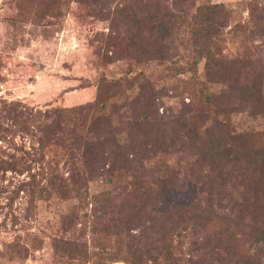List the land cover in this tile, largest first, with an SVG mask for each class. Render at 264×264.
<instances>
[{
  "label": "trees",
  "instance_id": "16d2710c",
  "mask_svg": "<svg viewBox=\"0 0 264 264\" xmlns=\"http://www.w3.org/2000/svg\"><path fill=\"white\" fill-rule=\"evenodd\" d=\"M92 11L95 16L108 17L116 26L118 39L112 40L124 44L125 56H132L135 61V74L130 79L128 76L105 78L104 86L98 83L101 89L95 101L75 104L72 108L63 101L51 104L44 116L52 120L38 123L39 146L27 151L28 157L24 156L20 162L0 158V175L5 176L8 171L30 174L29 180L13 190L10 204L22 192L29 193L25 212L28 220L35 219L39 204L49 202L54 194L62 201L79 202V206L93 204L92 247L70 238L77 234L78 207L62 203L56 209L50 233L54 264L119 261L210 264L209 254L216 253L218 264H243L252 261L251 256L244 257L239 252L243 242L257 250L252 256L253 264H264V205L254 208L261 213L259 219L247 220L253 210L248 200L254 199L255 194L264 195V129L238 132L231 121L212 114L205 123L198 124L192 115L196 102L193 99L186 102L177 88L173 93H165L178 98L179 111L170 107L161 112L164 101L153 90L159 87L156 76L189 73L191 80L201 79L207 87L208 91L201 92L207 108L215 111L236 105L240 112L252 108L255 118H264V40L253 39L248 43L251 37L264 39V10L259 12L257 29L248 34L250 28L240 24L235 30L247 36L239 47L243 48L240 58L248 62L240 72L236 88L229 87L232 59L214 51L226 42L223 33L231 17L224 14L222 3L101 0ZM180 46L186 50L184 54L179 53ZM250 89H259L261 93L258 96ZM129 92L135 95L128 96ZM20 105L0 102V140L3 142L9 141L10 129L6 122L13 120L19 125L21 117L26 115L22 128L29 131L31 121L35 120L31 119L32 112H23ZM136 107L143 110L138 120L142 126L134 129L132 123L138 118L134 114ZM156 126L161 129L160 135L158 130V135L154 132ZM95 144H100V151L87 154L86 148ZM52 145L68 153V177L56 172L46 174V152ZM180 151L199 155L207 175L197 178L187 171L179 173L166 153ZM160 154L168 159L151 160ZM39 167L40 171H32ZM244 173L249 174L248 183L242 182ZM92 180L114 184L118 181L119 187L92 193L89 191ZM191 184L189 189L195 191L193 198L179 199L177 195L189 192ZM225 195L230 200L242 198L241 209L223 204ZM183 203L189 204V211L181 222L180 240L175 245L179 254L171 249L173 243L161 247L155 240L148 243L144 232L139 235L131 232L144 227L146 219L153 218L150 212H155L156 217L165 215ZM18 222L15 216V223ZM6 251L2 255L11 254L12 260L29 254L21 234L6 244ZM0 264L6 263L0 259Z\"/></svg>",
  "mask_w": 264,
  "mask_h": 264
},
{
  "label": "rangeland",
  "instance_id": "374dc122",
  "mask_svg": "<svg viewBox=\"0 0 264 264\" xmlns=\"http://www.w3.org/2000/svg\"><path fill=\"white\" fill-rule=\"evenodd\" d=\"M100 1L0 0V102L20 103V110L22 109L28 114L32 112L31 119H35L34 121L29 120L32 123L29 131L22 128V124L26 122L24 121L26 115L21 117L19 125L14 124L13 120L5 123L9 125L10 129L8 139L9 141L10 139L14 140V142L6 143L0 140V158L10 161L16 159L20 162L24 156L28 157L27 151H33V147L39 146L37 141L38 134H40L38 123L44 124L52 120V118L44 116V112L51 107L52 103L56 105L63 101L65 106L72 108L75 104L95 101L100 95L101 88L98 83H102L104 86L105 78L112 80L128 76L127 78L130 79L135 74L133 71L136 68L135 61L132 56H125L126 50L122 46L124 44L112 40L117 38L115 37L118 34L116 26L108 17L102 18L92 13V9L99 5ZM208 1L222 3L224 14L231 16L228 18V26L224 28L223 33L226 42H222L214 51L232 59V78L229 87L236 88L240 72L244 66L248 65V62L240 58L243 48L239 47L244 42L243 38L246 39L247 36L235 30L240 28V24L250 28L247 31L248 34L257 29L259 14L264 10V0ZM253 39L256 42L264 40L259 36L251 37L248 43ZM185 52L183 46H180L179 53L184 54ZM157 64L159 61L154 63L155 66ZM190 75L182 73L175 77L162 76L163 78H159L156 76V84L159 87L153 90L164 101V104H161V112L170 107H173L175 112L179 111L181 102L177 100L178 98L165 93L169 91L173 93L177 88V92L185 96L186 102L191 99L196 102L197 112H192V115L198 124L205 123L209 115L212 114L215 118H225L231 121L234 129L238 132L264 129V118H255L252 108L244 112H240L236 105L221 107L215 111L207 108L201 97L202 91H208L207 87L201 79L191 80ZM250 90L258 96L261 93L259 89ZM134 95L135 93L132 92L128 94L132 97ZM142 111L140 108H134V114L138 116L137 120L132 123L134 129L142 126L138 121ZM155 128L156 135L158 133L160 135L161 129L158 126ZM99 151L100 144L86 148L87 154ZM166 155L179 173L187 171L191 176L197 178L207 175L203 170L199 155H188L183 151L166 153ZM168 158L160 154L152 157L151 160L164 162ZM44 165L48 169L47 175L56 172L68 177L70 166L68 153L57 145L48 148ZM39 168L32 171L38 172L41 170V167ZM29 179L28 172L20 174L8 171L5 176L0 175V259L6 264H54V247L50 234L53 230L51 229V219L62 203L66 206L75 204L79 211L80 220L76 226L77 234L73 236L70 234V238L79 239L82 243L86 242L89 247H92L91 240L94 236L90 223L92 222V203L79 206V202L64 199L62 201L54 194L49 202L39 204V214L35 219L29 218V220L25 218L29 193L22 192L10 204L11 196L14 195L13 190L18 184ZM248 180L249 174L244 173L242 182L248 183ZM118 187V181L114 184L105 183L103 180H92L89 191L96 193L106 188L116 189ZM190 187L192 184L188 187L191 193L186 191L183 194H178L177 197L179 199L193 198L195 191L189 189ZM241 202L242 198L230 200L226 196L223 204H227L229 207L235 206L237 210L241 209ZM248 203L250 209L253 210L250 213L251 216H247V220L259 219L261 213L254 208L264 205V195L255 194L254 199L251 197ZM188 211L189 204L183 203L173 212L165 215L160 214L156 217L155 212H150L153 218L155 216V221L153 218L146 219L144 227L134 228L131 232L136 235L144 232L148 243L155 240L161 247H169L173 243L174 246L171 249L175 252L177 251L175 245L180 240L178 233L183 228L181 222L188 215ZM89 214L91 216H88ZM15 216L19 218L18 223H15ZM17 234L22 235V241L28 246L29 254L25 258L12 260L9 258L11 254L2 255V253L7 252L6 244L11 243ZM239 252L244 257L251 256L252 261L243 264L254 263L255 260L252 256L257 254V250L250 247L248 243L243 242ZM209 253L210 251H208ZM177 254H179L178 251ZM218 256V253L216 255L209 254V257L212 258L210 264H218ZM114 264L125 263L119 261Z\"/></svg>",
  "mask_w": 264,
  "mask_h": 264
}]
</instances>
